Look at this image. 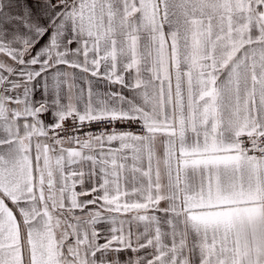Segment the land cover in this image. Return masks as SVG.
Wrapping results in <instances>:
<instances>
[{"label":"snow or ice","instance_id":"6c2138e0","mask_svg":"<svg viewBox=\"0 0 264 264\" xmlns=\"http://www.w3.org/2000/svg\"><path fill=\"white\" fill-rule=\"evenodd\" d=\"M0 264H264V0H0Z\"/></svg>","mask_w":264,"mask_h":264}]
</instances>
